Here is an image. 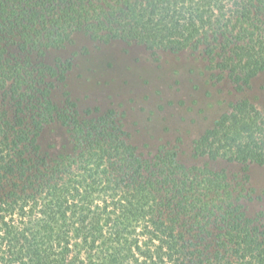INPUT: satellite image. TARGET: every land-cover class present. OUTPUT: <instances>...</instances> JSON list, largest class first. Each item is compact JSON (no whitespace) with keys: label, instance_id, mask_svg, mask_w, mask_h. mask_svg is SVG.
I'll use <instances>...</instances> for the list:
<instances>
[{"label":"trees","instance_id":"trees-1","mask_svg":"<svg viewBox=\"0 0 264 264\" xmlns=\"http://www.w3.org/2000/svg\"><path fill=\"white\" fill-rule=\"evenodd\" d=\"M76 32L198 50L236 91L264 69V0H0V264H264V211L244 204L264 108L239 99L192 142L240 177L173 147L143 154L113 108L53 100L71 63L46 52Z\"/></svg>","mask_w":264,"mask_h":264},{"label":"rangeland","instance_id":"rangeland-1","mask_svg":"<svg viewBox=\"0 0 264 264\" xmlns=\"http://www.w3.org/2000/svg\"><path fill=\"white\" fill-rule=\"evenodd\" d=\"M44 60L71 63L64 80L55 82L53 100L58 105L67 92L80 109L113 108L139 152L173 147L186 165L208 164L225 169L230 179L240 177L239 163L195 157L192 142L239 99L264 108V69L236 91L225 74L209 68L198 50L152 51L134 41L103 42L83 32H76L64 47L47 51ZM62 136L54 126L46 131L43 144L59 145ZM248 175L244 204L254 215L264 211V165L251 163Z\"/></svg>","mask_w":264,"mask_h":264}]
</instances>
